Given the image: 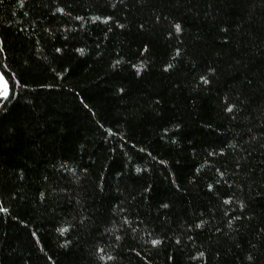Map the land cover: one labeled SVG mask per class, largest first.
Instances as JSON below:
<instances>
[{"label": "trees", "instance_id": "obj_1", "mask_svg": "<svg viewBox=\"0 0 264 264\" xmlns=\"http://www.w3.org/2000/svg\"><path fill=\"white\" fill-rule=\"evenodd\" d=\"M0 264H264V0H0Z\"/></svg>", "mask_w": 264, "mask_h": 264}, {"label": "rangeland", "instance_id": "obj_2", "mask_svg": "<svg viewBox=\"0 0 264 264\" xmlns=\"http://www.w3.org/2000/svg\"><path fill=\"white\" fill-rule=\"evenodd\" d=\"M6 93V94H5ZM8 84L2 74L0 73V98L8 96Z\"/></svg>", "mask_w": 264, "mask_h": 264}, {"label": "snow or ice", "instance_id": "obj_3", "mask_svg": "<svg viewBox=\"0 0 264 264\" xmlns=\"http://www.w3.org/2000/svg\"><path fill=\"white\" fill-rule=\"evenodd\" d=\"M6 94V93H5Z\"/></svg>", "mask_w": 264, "mask_h": 264}]
</instances>
